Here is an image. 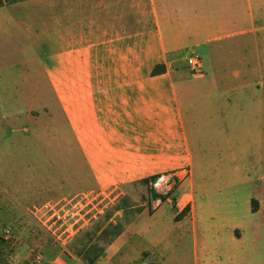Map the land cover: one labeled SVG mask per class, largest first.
Instances as JSON below:
<instances>
[{
	"label": "crops",
	"instance_id": "obj_1",
	"mask_svg": "<svg viewBox=\"0 0 264 264\" xmlns=\"http://www.w3.org/2000/svg\"><path fill=\"white\" fill-rule=\"evenodd\" d=\"M4 6L31 13L8 23L32 51L14 58L21 82L1 80L0 91L14 101L2 117L5 126L25 125L31 108L53 100L55 154L67 158L66 180L83 173L90 190L190 172L177 194L190 202L192 219L176 221L169 206L168 229L157 237L139 226L146 216L151 228L159 223L156 211L168 199L153 213L143 209L106 246L103 258L123 248L126 254L133 244L136 254L149 250L163 264L160 244L172 238L182 252L180 242L190 243L193 264H264V247L254 261V246L242 244L244 229L254 231L255 223L198 226L196 219L205 221L209 213L196 200L191 177L193 166L201 177L209 168L200 156L227 151L220 146L235 137L240 117L252 119L256 108L264 117V0H22ZM190 56L200 60L199 74L187 67ZM36 132L39 143L23 128L20 152L47 154V127ZM23 165L29 169L30 163ZM220 165L218 158L215 166ZM257 202L256 212L249 205L254 219L262 210ZM134 237L150 248L144 244L137 251Z\"/></svg>",
	"mask_w": 264,
	"mask_h": 264
},
{
	"label": "rangeland",
	"instance_id": "obj_2",
	"mask_svg": "<svg viewBox=\"0 0 264 264\" xmlns=\"http://www.w3.org/2000/svg\"><path fill=\"white\" fill-rule=\"evenodd\" d=\"M26 14L31 16V13L16 12L9 6L0 7V84L2 79L8 81L5 82L8 85L21 82V68L13 63L14 58L32 54L25 36L16 33L17 29L8 23L26 19ZM189 58L193 56L186 58V65ZM46 103V107L30 109L25 125L11 121L12 124L5 126L6 120L2 117L11 111L14 101L0 91V264H83L76 256L82 246L97 244L103 249L108 246L99 236V230L109 222L129 220L131 223L136 218V215L115 211L123 196L128 197L130 207L142 206L148 214L155 211L157 204L168 199L169 204H161L156 211L159 223L151 228L150 219L146 216L139 226L144 232L150 228L157 237L168 229L165 219L171 214L169 206L176 221L184 216L190 217V202L187 198L182 202L177 194L190 177L188 168L160 173L148 185L140 184L138 180L118 189L90 190L83 173L71 182L66 180L70 178V172L65 171L69 163H65V156H57L54 148L53 100ZM258 111L256 108L252 112V119L240 117L237 134L229 141L228 147L225 143L221 146L218 143L221 148L225 147L223 150L227 148L225 153L229 159L223 160L225 153L218 157L206 153L199 157L205 166L209 165L208 170L202 172V177L197 165L191 169L195 198L204 201L203 209L209 213L205 221L196 219L198 226L204 227V223H208L213 227L234 222L243 227L255 223L258 228L254 231L244 229L246 236L242 242L243 246H254V261L258 259L256 253L258 255L264 247V117ZM43 125L48 130L47 139H43L47 154L38 156L20 152L23 128L32 131L35 143H39L36 131ZM215 142L211 140L210 145L214 146ZM218 158L223 163L219 167L215 166ZM24 162L30 163L29 169L23 165ZM251 199L261 202V213L255 219L249 212ZM182 203L183 207L177 212V206ZM107 212L111 213L109 217ZM132 240L141 246L135 247L137 251L142 250L144 244L150 248L149 244L144 241L141 244L136 237ZM180 244L184 246L183 252L172 238L160 244L165 257L163 264H193L190 243L182 241ZM132 245L127 249L128 253L125 254L123 248L112 259L100 255L95 264H157V257L153 255V258L149 250L136 254ZM36 257L40 258L39 262Z\"/></svg>",
	"mask_w": 264,
	"mask_h": 264
},
{
	"label": "trees",
	"instance_id": "obj_3",
	"mask_svg": "<svg viewBox=\"0 0 264 264\" xmlns=\"http://www.w3.org/2000/svg\"><path fill=\"white\" fill-rule=\"evenodd\" d=\"M22 0H0V6L7 3H14ZM158 178V175L149 176L140 180V184L148 185L150 181H154ZM251 211H257V201H250ZM115 211H121L124 214H130L132 216L139 215L143 211V207H130L129 200L127 196H123L118 205L114 208ZM111 213L107 212L106 216L109 217ZM129 220L124 221L123 223L117 222H109L103 229L99 230V236L103 238L106 245L111 244L125 229V227L129 224ZM104 249L97 244H89L84 245L77 252V258L83 264H95L100 255L103 253Z\"/></svg>",
	"mask_w": 264,
	"mask_h": 264
},
{
	"label": "built area",
	"instance_id": "obj_4",
	"mask_svg": "<svg viewBox=\"0 0 264 264\" xmlns=\"http://www.w3.org/2000/svg\"><path fill=\"white\" fill-rule=\"evenodd\" d=\"M187 65L194 74H199L201 72V64L197 57L189 58L187 60ZM36 261L39 262L40 258L36 257Z\"/></svg>",
	"mask_w": 264,
	"mask_h": 264
}]
</instances>
